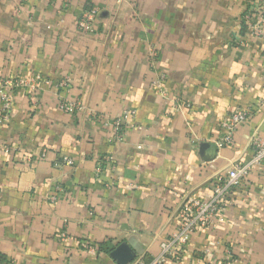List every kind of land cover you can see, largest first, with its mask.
I'll return each instance as SVG.
<instances>
[{
  "label": "crops",
  "instance_id": "crops-1",
  "mask_svg": "<svg viewBox=\"0 0 264 264\" xmlns=\"http://www.w3.org/2000/svg\"><path fill=\"white\" fill-rule=\"evenodd\" d=\"M91 8L99 14L84 34L76 23ZM246 13L264 15V0H0V78L50 82L34 104L18 89L0 125V264H117L121 245L159 254L181 204L209 200L217 176L252 158L251 136L264 139V40ZM161 72L168 100L152 88ZM63 77L65 97L97 118L59 109L53 85ZM127 109L136 116L115 142L103 124ZM238 110L251 117L217 147ZM222 217L167 264H264V162Z\"/></svg>",
  "mask_w": 264,
  "mask_h": 264
},
{
  "label": "built area",
  "instance_id": "built-area-1",
  "mask_svg": "<svg viewBox=\"0 0 264 264\" xmlns=\"http://www.w3.org/2000/svg\"><path fill=\"white\" fill-rule=\"evenodd\" d=\"M26 3L28 0H19ZM99 14V9L91 8L84 10L76 25L79 32L92 34L93 26ZM243 20L248 32L264 40V15L262 13H246ZM150 63L157 61V53L150 51L148 54ZM167 75L163 72L158 73L152 82L153 90L162 98L168 100V93L165 89ZM70 78L63 77L54 83L57 90L58 107L65 113L76 115L86 114L89 120L95 119L96 113L79 101H72L65 97L70 88ZM43 85H50V82L41 74H33L28 77L0 78V125L10 120L14 102V94L18 89H25L34 104L36 96ZM184 106L180 102H174L175 112L181 111ZM251 111L238 110L229 115L226 121L220 125L221 136L216 141L217 147H224L233 142L237 128L251 117ZM136 116L134 109L124 110L120 117L112 121H105L104 126L113 128L115 142L124 141L125 123ZM249 147L253 151L252 158L247 162L235 161L229 168L215 179L212 186V194L209 200L191 199L184 201L177 210L175 231L160 243V252L157 256L147 258L144 255L135 256L128 264H167L185 254L186 248L190 243L191 236L200 229L215 227L223 221L222 210L226 205L231 204V196L234 190L240 185L255 166L264 162V139L257 133L253 134L249 140ZM41 157H44L42 155ZM104 162L112 169L113 158L109 155L103 158ZM62 163L67 166H74L72 158L64 157ZM97 170V177L98 172ZM61 191V189H58ZM54 199V198H52ZM66 235H62L61 240H67ZM217 264H234L231 257Z\"/></svg>",
  "mask_w": 264,
  "mask_h": 264
},
{
  "label": "water",
  "instance_id": "water-1",
  "mask_svg": "<svg viewBox=\"0 0 264 264\" xmlns=\"http://www.w3.org/2000/svg\"><path fill=\"white\" fill-rule=\"evenodd\" d=\"M111 257L117 262V264H128L135 256L127 246L121 245L111 253Z\"/></svg>",
  "mask_w": 264,
  "mask_h": 264
}]
</instances>
